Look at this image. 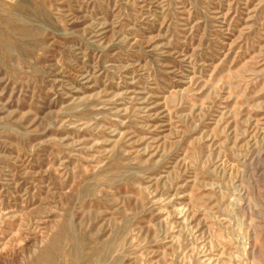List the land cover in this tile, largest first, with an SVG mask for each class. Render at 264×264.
Returning <instances> with one entry per match:
<instances>
[{
    "label": "rangeland",
    "instance_id": "1",
    "mask_svg": "<svg viewBox=\"0 0 264 264\" xmlns=\"http://www.w3.org/2000/svg\"><path fill=\"white\" fill-rule=\"evenodd\" d=\"M0 264H264V0H0Z\"/></svg>",
    "mask_w": 264,
    "mask_h": 264
}]
</instances>
